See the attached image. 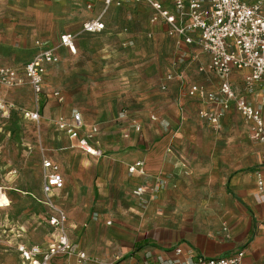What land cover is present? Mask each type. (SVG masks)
I'll return each instance as SVG.
<instances>
[{
	"label": "crops",
	"instance_id": "0c3cea01",
	"mask_svg": "<svg viewBox=\"0 0 264 264\" xmlns=\"http://www.w3.org/2000/svg\"><path fill=\"white\" fill-rule=\"evenodd\" d=\"M75 1L82 4L76 11L69 10L71 15L68 19L70 21L73 16L71 22L78 20V29H66L60 33L58 43L51 45L43 39L58 34L64 28L65 18L62 12L60 19L55 18L54 27V21L48 19V7L55 6L58 12L57 7L60 6L63 11L65 0H29L28 6L32 7L29 12L39 19H32L28 23L32 37L37 39V53L41 49L59 45L64 33L77 35V52L81 47L80 34L110 33L107 15L112 9L120 7L113 5L105 11L103 0H70V4ZM130 1L131 5L123 7L130 9L132 6L133 14L147 12L151 20L154 10L148 4ZM160 1L173 9L171 0ZM8 2L20 1L0 0V6L7 7H0V48L5 44L10 45L6 43V38L12 37L17 24L15 14L8 11ZM88 4L92 5L91 9L87 7ZM262 11L264 13V5ZM100 15H103L106 25L103 32L82 31L86 21ZM167 29L164 22L150 24V31L154 35L159 31L167 33ZM120 35L126 36V33ZM174 43L175 52L183 50L189 60L181 72L184 74V83L178 78L167 81L166 76L173 73L171 71L162 73L155 79L160 81L159 85H168L161 103H156V107H152L149 112L126 109L131 117L142 124L140 132L128 124L121 126L119 122L116 125L109 121L106 128L97 122H88L83 112L70 102L68 92L47 84L52 65L47 66L45 90L50 92L59 89L66 98L65 103L60 104L48 93L45 94V102L50 109H54L55 119L61 115L71 119L72 111L79 110L85 123L100 127L99 144L106 154L100 158L77 148L81 155H85L79 161L88 173L83 179L88 188L87 202L84 199L80 201L78 186L68 196L65 169L49 157L59 164L64 177V187L55 190L51 198L67 213L68 233L75 247L72 255L56 256L53 264H75L79 251H85L95 264H161L182 261L187 257L195 260L198 256H228L240 250L245 251L241 264H264V184L260 186L258 183L259 172L264 176V144L252 140V146L240 141L242 133L235 126L234 119L244 121L249 135L251 123L234 107L223 117L221 133L213 131L199 116V110L205 103L181 91V85L190 87L199 84L216 89L219 80L200 70L206 66L209 57L197 44H178L175 39ZM58 53L59 62L64 57L76 54L64 46L59 48ZM245 73L236 70L232 74L233 85L243 94ZM26 86L32 91L28 84ZM6 93L7 89L0 86V95L10 101ZM262 96L263 93L257 92L248 95V98L255 106L262 108L264 115ZM152 113L162 115L169 126L153 122L150 118ZM124 132H129L130 137L125 138ZM256 147L260 149L256 151ZM136 161L144 162L145 174L129 172V166ZM138 186L146 189L141 198L133 193ZM11 204L10 200L8 206L0 209L10 208ZM108 221L111 223L108 224ZM8 229L9 235L3 244L7 246L5 251L10 252V263L26 264L17 251L18 244L46 246L55 237L50 225L44 226L45 236L38 242L30 239L29 223L16 225L11 219ZM177 248H182L183 253L178 254Z\"/></svg>",
	"mask_w": 264,
	"mask_h": 264
},
{
	"label": "rangeland",
	"instance_id": "374dc122",
	"mask_svg": "<svg viewBox=\"0 0 264 264\" xmlns=\"http://www.w3.org/2000/svg\"><path fill=\"white\" fill-rule=\"evenodd\" d=\"M19 1L21 4L8 2V11L15 14L17 24L12 37L6 38V43L10 45L0 48V63L23 67L38 51L37 39L32 37L28 23L39 19L29 12L32 11V7L28 6L29 0ZM81 4L79 1L70 4V0H65L63 11L58 6V12L55 6L48 7V19L54 21V27L55 18L60 19L62 12L65 23L54 37L43 39L46 44L58 43L60 33L66 29H78V20L71 22L73 16L70 21L68 18L71 15L69 10L76 11ZM126 5H131V1L123 6ZM123 6L112 9L107 15L110 33L80 34L78 52L53 64L46 79L48 85L68 92L70 102L83 112L88 122H97L104 128L109 121L117 125L116 119L126 109L141 113L156 107L166 90L155 79L168 71L179 74L189 62L186 52H175L171 35L162 31L154 35L150 31L149 13L133 14L132 6L130 9ZM120 33H126V36ZM180 88L183 92L189 91L186 84ZM6 94L14 106L8 116L0 117V186L6 188L12 204L10 208L0 209V264H17L8 261L10 252L5 251L7 246L3 244L9 235L11 219L16 225L29 223L30 239L36 242L44 238V226L48 225L49 207L41 188L42 162L50 157L65 169L68 196L78 186L81 202L88 200L87 184L83 183L88 173L79 161L85 155L72 147L70 138L58 129L54 109L46 104L45 95H40L37 102L26 84L7 89ZM42 99L46 105L39 111L40 120L26 119L23 109L39 110ZM234 120L242 133L240 141L253 146L244 121L240 118ZM259 149L256 147V151Z\"/></svg>",
	"mask_w": 264,
	"mask_h": 264
},
{
	"label": "built area",
	"instance_id": "2783aa9c",
	"mask_svg": "<svg viewBox=\"0 0 264 264\" xmlns=\"http://www.w3.org/2000/svg\"><path fill=\"white\" fill-rule=\"evenodd\" d=\"M129 0H103L105 11L113 5L120 7ZM148 4L154 15L150 22H164L171 35L178 44H197L209 57L206 66L200 70L216 76L219 80L216 89H208L204 85L192 84L189 95L197 97L205 103L199 110V116L205 120L215 132L223 129L222 119L234 107L238 113L251 123L250 137L255 142L264 144V115L261 107L255 106L248 98L254 93H263L264 103V13L262 7L264 0L251 2L250 0H171L173 9L166 7L160 0H135ZM92 8L91 4L87 6ZM106 25L103 15L90 19L83 24L82 31L88 33H101ZM77 35L72 32L61 35L60 44L41 49L36 56L26 63L24 68L0 64V86L4 89H13L28 84L37 102L40 95L49 94L60 104L65 103V95L59 89L50 92L45 90L44 79L48 65L60 61L59 48L67 47L70 52H77ZM246 71L244 76V94L238 91L232 82L234 71ZM178 78L184 83V74L168 73L167 81ZM163 90L168 89L166 83L161 84ZM14 103L0 95V117L8 116ZM23 116L30 121H39L41 115L38 108L32 110L25 108ZM153 122L169 126L168 121L158 113H152ZM118 122L121 126L130 125L135 131L142 130V124L135 117H131L126 110L119 114ZM58 129L64 132L72 141V147L79 148L85 153L101 157L105 151L100 147V127L97 124H87L81 112L72 111L71 119L61 115L55 119ZM125 138L130 137L129 132H124ZM42 192L46 197L49 207L47 223L53 228L54 240L48 245H17L26 264H53L56 256H70L75 252V247L68 233V216L64 209L57 206L51 198L55 190L64 187V177L60 166L56 162L45 159L42 162ZM130 173L145 174L144 162L136 161L129 166ZM258 183L264 184V176L259 172ZM146 192L144 186H138L133 193L142 197ZM5 197V199H4ZM10 204L8 192L0 186V208ZM111 221H108L110 224ZM176 252L182 254V248ZM245 251L240 250L228 256H198L195 260L187 257L182 261H171L161 264H241ZM75 264H95V261L85 251L77 252Z\"/></svg>",
	"mask_w": 264,
	"mask_h": 264
},
{
	"label": "trees",
	"instance_id": "16d2710c",
	"mask_svg": "<svg viewBox=\"0 0 264 264\" xmlns=\"http://www.w3.org/2000/svg\"><path fill=\"white\" fill-rule=\"evenodd\" d=\"M39 108H40L39 111L42 110V108H44V101H43V99L41 100V103H40Z\"/></svg>",
	"mask_w": 264,
	"mask_h": 264
}]
</instances>
